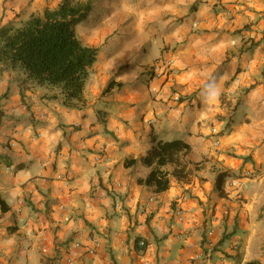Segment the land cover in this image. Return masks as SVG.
<instances>
[{
	"label": "crops",
	"instance_id": "0c3cea01",
	"mask_svg": "<svg viewBox=\"0 0 264 264\" xmlns=\"http://www.w3.org/2000/svg\"><path fill=\"white\" fill-rule=\"evenodd\" d=\"M60 1L0 0V26ZM92 1L77 107L0 65V264H264V0ZM178 138L199 169L141 183Z\"/></svg>",
	"mask_w": 264,
	"mask_h": 264
},
{
	"label": "trees",
	"instance_id": "16d2710c",
	"mask_svg": "<svg viewBox=\"0 0 264 264\" xmlns=\"http://www.w3.org/2000/svg\"><path fill=\"white\" fill-rule=\"evenodd\" d=\"M93 9L92 0H61L56 7L33 13L19 25L0 26V65L19 69L37 86L58 88L62 103L77 107L84 100V89L99 51L80 40L77 26ZM115 86L122 84L111 79L103 93ZM190 151V144L181 138L157 141L142 158L151 171L140 182L162 192L170 186V175L188 179L192 171L199 169V163L192 165L186 160ZM167 165L174 166L172 172L163 169ZM227 176V172L217 175V188Z\"/></svg>",
	"mask_w": 264,
	"mask_h": 264
},
{
	"label": "built area",
	"instance_id": "2783aa9c",
	"mask_svg": "<svg viewBox=\"0 0 264 264\" xmlns=\"http://www.w3.org/2000/svg\"><path fill=\"white\" fill-rule=\"evenodd\" d=\"M158 63H159V62H158ZM162 63L164 64V66H165L167 69H169V67L173 64V59H171V58L166 59V60H164ZM157 74H158V75H163L162 72H157ZM218 142H219V141H218ZM246 174L249 175V174H251V173H250V172H247ZM118 206H119V205H118ZM178 213L181 214L182 211L180 210ZM95 243H96L97 246L100 245V241H99V240H95ZM140 244H141L142 246H144V245H145V242H144L143 240H141V241H140ZM76 245L79 246L80 244L77 243Z\"/></svg>",
	"mask_w": 264,
	"mask_h": 264
},
{
	"label": "clouds",
	"instance_id": "9594fccd",
	"mask_svg": "<svg viewBox=\"0 0 264 264\" xmlns=\"http://www.w3.org/2000/svg\"><path fill=\"white\" fill-rule=\"evenodd\" d=\"M220 92L219 91H212L210 93L209 100L210 102H215L219 99Z\"/></svg>",
	"mask_w": 264,
	"mask_h": 264
},
{
	"label": "rangeland",
	"instance_id": "374dc122",
	"mask_svg": "<svg viewBox=\"0 0 264 264\" xmlns=\"http://www.w3.org/2000/svg\"><path fill=\"white\" fill-rule=\"evenodd\" d=\"M251 173V172H250ZM247 175V174H246ZM248 176V175H247Z\"/></svg>",
	"mask_w": 264,
	"mask_h": 264
}]
</instances>
